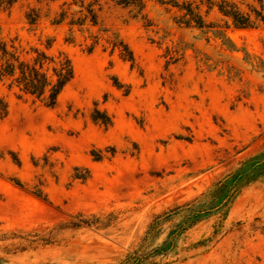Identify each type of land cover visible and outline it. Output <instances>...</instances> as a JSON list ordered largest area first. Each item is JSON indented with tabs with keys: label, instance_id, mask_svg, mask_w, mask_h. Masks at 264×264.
<instances>
[{
	"label": "rangeland",
	"instance_id": "374dc122",
	"mask_svg": "<svg viewBox=\"0 0 264 264\" xmlns=\"http://www.w3.org/2000/svg\"><path fill=\"white\" fill-rule=\"evenodd\" d=\"M141 1L0 7V43L29 58L55 37L50 52L65 51L75 69L54 106L0 81L3 264H117L157 216L264 150V22L237 27L220 10L228 3L256 16L264 0ZM95 109L111 124L94 120ZM179 220L164 221L155 243ZM149 264H264V178Z\"/></svg>",
	"mask_w": 264,
	"mask_h": 264
},
{
	"label": "trees",
	"instance_id": "16d2710c",
	"mask_svg": "<svg viewBox=\"0 0 264 264\" xmlns=\"http://www.w3.org/2000/svg\"><path fill=\"white\" fill-rule=\"evenodd\" d=\"M15 0H0V7L12 5ZM124 5H138L141 0H117ZM164 1V0H160ZM173 5H179L177 0H171ZM87 10L84 5L82 6ZM83 9V10H84ZM188 14H193L191 7L187 8ZM220 10L233 19L237 27H253L257 21L264 22V14L256 11V16L241 12L235 5L224 4ZM89 17L93 23L97 22L96 13L92 8L88 9L86 18ZM198 26H203L201 17H198ZM66 19V13L56 21L62 22ZM194 19V18H192ZM28 23L37 25L40 15L37 10L32 9L27 14ZM55 37H48L44 48L31 47V57L23 58L19 47L15 43L10 46L6 42L0 43V81L9 83L10 88H17L24 94H29L35 99L44 102L47 106L57 104L65 87L75 76V69L71 57L65 51L53 54L50 51L55 45ZM125 50L129 51L128 58L133 61L134 55L129 46L122 43ZM3 105L2 116L7 115L6 104ZM93 118L105 125H110L111 117L100 109H95ZM264 178V150L244 159L237 168L226 174L222 179L215 182L202 196L185 205H177L167 213L159 215L153 221L143 242L138 249L129 253L127 257L117 264H149L152 259L168 255L175 250L179 237L190 227L198 222L212 216L228 206L247 186ZM19 185L21 181L17 180ZM179 218L169 230L160 243H155L160 235L164 221ZM82 223L91 224L93 221L81 219ZM156 244V245H155ZM0 258V264H3Z\"/></svg>",
	"mask_w": 264,
	"mask_h": 264
}]
</instances>
